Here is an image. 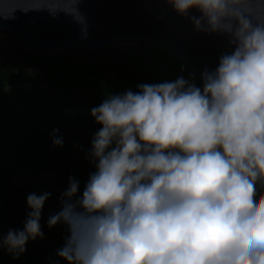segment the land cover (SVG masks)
Wrapping results in <instances>:
<instances>
[{"label":"clouds","instance_id":"clouds-1","mask_svg":"<svg viewBox=\"0 0 264 264\" xmlns=\"http://www.w3.org/2000/svg\"><path fill=\"white\" fill-rule=\"evenodd\" d=\"M81 2L21 0L18 8L63 12L86 40ZM167 3L194 31L225 36L229 50L204 66L199 83L195 72L142 82L91 108L101 126L85 154L94 171L82 192L68 178L47 220L67 228L55 253L66 264H264V0ZM58 132L52 142L62 147ZM51 195H27L22 229L4 233L0 212V251L17 260L44 238Z\"/></svg>","mask_w":264,"mask_h":264},{"label":"trees","instance_id":"trees-1","mask_svg":"<svg viewBox=\"0 0 264 264\" xmlns=\"http://www.w3.org/2000/svg\"><path fill=\"white\" fill-rule=\"evenodd\" d=\"M9 40L17 35L5 32ZM6 58L16 61L0 66V155L11 151L8 160L0 162V212L3 231L22 229L30 209L25 202L29 183L40 171H52L53 176L43 180V192H51L55 199L54 214L60 210V194L68 187V178L75 177L84 188L93 166L85 158L91 148L94 133L101 127L90 114L107 93L136 90L142 82H159L189 76V69L164 46L146 42L124 46L79 50L62 48L60 52L35 53L12 47L9 43ZM16 63L40 70L51 77L46 88L24 89L7 86L12 80L4 74ZM24 72V71H23ZM25 73V72H24ZM13 75V74H12ZM14 76V75H13ZM16 81L13 80V83ZM196 82L199 79L196 77ZM60 85L63 88L60 89ZM87 85L92 94L76 93L74 89ZM96 131L92 132L90 129ZM59 129L63 146L53 144V130ZM30 168L27 183L15 188L12 173L17 167ZM44 204L40 221L44 238L29 241L27 251L17 260L6 251H0V264H66L55 255L67 236L64 224L49 228ZM52 257V261L48 258Z\"/></svg>","mask_w":264,"mask_h":264},{"label":"water","instance_id":"water-1","mask_svg":"<svg viewBox=\"0 0 264 264\" xmlns=\"http://www.w3.org/2000/svg\"><path fill=\"white\" fill-rule=\"evenodd\" d=\"M20 4L21 0H0V30L10 31L41 50L152 42L173 51L198 79L204 66L215 68L221 53L229 50L225 36L194 31L167 0H82L79 9L89 24L86 40L80 38V25L71 16L61 12L53 18L48 11L25 13L19 10ZM191 14L199 15L195 10Z\"/></svg>","mask_w":264,"mask_h":264},{"label":"rangeland","instance_id":"rangeland-1","mask_svg":"<svg viewBox=\"0 0 264 264\" xmlns=\"http://www.w3.org/2000/svg\"><path fill=\"white\" fill-rule=\"evenodd\" d=\"M5 32H7V31L0 30V66L2 64H4L5 62L6 63L12 62V64H14L16 61L15 57H11L9 59L6 58L5 52H6V49H7V46L9 43L12 45V47H14L16 49L31 50L35 53L60 52L62 50V48L55 49V50H41V49L35 48L34 46L30 45L29 43H27L25 40H23L19 36H18L19 38H17L15 36L11 40H9V38L7 37ZM14 35H16V34H14ZM138 42H140V41L123 42V43L108 45V47L124 46V45L132 44V43L135 44ZM146 43L156 45L158 47H162L161 44H156V43H152V42H146ZM105 47H107V46H105ZM101 48H103V47H101ZM171 53L173 54V56L178 58V56L173 51H171ZM5 77L7 79L12 80V84L6 83L5 85L12 86V87L13 86H21L24 89H28V90L29 89H35L38 86L42 87V88H46V87H48L47 86L48 83H52L51 77L49 75H44L43 73H41L40 70H36L32 67L26 66L23 63H16L15 65H13L12 68L4 74V78ZM13 80H15L16 82L13 83ZM61 88H63V86L60 85V89ZM74 90L76 93H85L86 92V93L92 94V89L87 85H83L82 88L74 89ZM90 130L92 132L96 131L94 128H92ZM11 154H12L11 151L3 152L0 155V162H3L5 160L10 159ZM29 175H30V168L25 167V166L17 167L12 173L13 186L15 188L23 187L27 183V181L29 179ZM53 175H54V173L52 171H45V170L40 171V173L36 176V178L29 183L28 189L25 192V202H26L27 195L30 193L35 192L37 194H42L43 191L40 187L41 182L47 178H50ZM80 189L82 192L83 188L80 187ZM54 203H55V199H53V198L48 199L45 202V207H46L47 213H46L44 220H48V217L50 215L54 214Z\"/></svg>","mask_w":264,"mask_h":264}]
</instances>
